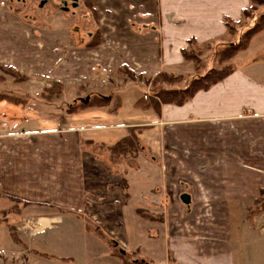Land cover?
Segmentation results:
<instances>
[{"label": "rangeland", "instance_id": "rangeland-1", "mask_svg": "<svg viewBox=\"0 0 264 264\" xmlns=\"http://www.w3.org/2000/svg\"><path fill=\"white\" fill-rule=\"evenodd\" d=\"M251 1L0 0V95L8 99L0 101V133L10 132L7 128L17 133L85 127L99 136L97 140H104L93 145L96 162L88 184L92 183L96 194L89 196L93 199L89 210L82 211L78 221L66 218L53 231L55 235L48 233L44 243L34 244L28 258L0 255V264H97L99 259L100 264H173L168 260L170 252H159L164 259L158 256L156 260L157 251L151 244V240L164 241L169 233L184 243L191 240L215 245L216 264H224L225 256L229 258L230 247L235 264H264L263 214L258 223L255 218L259 216L246 218L249 210L228 209L214 223L209 217L200 218L198 211L182 207L181 194L190 185L182 175L198 168V147L182 145V121L174 127L149 126L157 124L162 114L155 107L144 111L138 105L142 98L149 103V97L169 90L183 91L193 84L198 73L195 63L183 57V50L217 70L230 65L246 74L262 76L264 29L233 61L219 64L221 53L234 43L244 45L247 33L264 17V0L253 8ZM172 29L183 33L168 40ZM102 30L109 35L103 36ZM130 30L142 33L137 45H129L127 50H121V46L102 48L105 39ZM95 40L98 44L92 46ZM122 60L148 67L159 63V68L151 73L133 70L138 68L136 64L116 68ZM162 74L180 77L182 82H163L159 79ZM104 97L111 100V105L92 107ZM133 124L143 125L136 132L141 134L139 152L112 162L108 146L114 141L108 134L117 138V134H124L119 126ZM146 140L152 141L154 148L147 147ZM151 169L164 178L154 193L159 195L160 189L166 188L170 192L161 196L160 203L142 210L156 222L141 218L133 209L134 199L129 197L138 172ZM106 172L113 182L109 198L100 187L108 181ZM8 229L11 235L16 233L15 228ZM34 229L26 228L29 232ZM1 232L4 244H11L7 231ZM94 238L98 249H94ZM148 238L143 247L138 245L139 239ZM121 249L126 254H121Z\"/></svg>", "mask_w": 264, "mask_h": 264}, {"label": "crops", "instance_id": "crops-1", "mask_svg": "<svg viewBox=\"0 0 264 264\" xmlns=\"http://www.w3.org/2000/svg\"><path fill=\"white\" fill-rule=\"evenodd\" d=\"M146 31L148 30L143 32ZM181 33L183 32H179V29H172L168 40H174ZM138 34L131 30L123 34L118 32L105 39L102 48L111 50L121 46V50H127V47L140 42L142 33ZM102 35L108 36L109 31L102 30ZM109 40L112 43L110 41L106 47ZM156 45L158 50V41ZM96 63V66L99 65ZM134 64L138 68L133 70L143 69L142 73H151L159 68V63H154L151 67ZM134 64L122 60L116 68H132ZM255 71L257 74L258 69ZM262 73V76H254L236 69L209 90H199L192 100L182 106L162 105L161 118L157 124L149 125L174 127L182 121V145L198 147V168L182 175L190 185L182 182L189 190L181 194L180 202L182 207L198 211L200 218L209 217L217 223L228 209L235 212L241 209L250 211L264 190V72ZM140 126L143 125L119 126L124 129V134H117V138L108 134L109 140L114 141L109 144L113 145L127 138L129 128H143ZM139 129L137 132L141 131ZM7 130L10 132L0 133V230L7 231L12 243L4 244L1 235L4 233L1 232L0 255L12 254L11 258L17 256L22 259L30 256L29 250L34 248V244L44 243L45 235H55L53 231L66 218L78 221L82 211L86 212L89 205H93V199L89 196L96 194V190L92 183H89L91 187L88 184V180L93 177L91 172L94 171L93 165L96 162V147L93 145L97 146V143L104 140H97L99 136L90 134L92 129L85 127H57L49 131L22 130L17 133L9 128ZM138 135L140 137L141 134ZM146 145L154 148L152 141L146 140ZM155 172L154 169L144 173L141 170L135 176L134 188L131 185L133 190H130L129 195L134 199L132 203L135 212L160 203L164 193L170 194L168 188L160 189L159 195L154 193L164 179L163 176L159 177L158 171ZM105 176L108 181L104 180L100 187L109 198V187L113 182L110 174L106 172ZM159 178L161 182L158 181ZM183 196L190 198L189 204L183 202ZM262 217L264 219V214ZM259 218L261 216L256 217L255 222L263 220ZM8 227L15 228L18 242L14 241ZM29 227L36 231H27L26 228ZM166 237L164 241L162 238L158 241L151 240L152 247L157 251L156 260L158 256L164 259L159 252L166 255L170 252L171 258L168 260H172L173 264H216L215 245L191 240L184 243L180 237L174 238L170 233ZM149 239H139L138 245L143 247ZM92 240L95 244V238ZM226 240H230V231ZM107 258L110 259L109 256ZM227 258L225 256L224 264H235L231 247ZM97 261L100 264V259Z\"/></svg>", "mask_w": 264, "mask_h": 264}, {"label": "trees", "instance_id": "trees-1", "mask_svg": "<svg viewBox=\"0 0 264 264\" xmlns=\"http://www.w3.org/2000/svg\"><path fill=\"white\" fill-rule=\"evenodd\" d=\"M260 0H252V8L254 5L257 4V2ZM262 1V0H261ZM264 29V17L262 18L260 24L254 28L253 30L249 31L247 35L245 36V44L241 45L242 42H237L232 45H229L228 48H226L220 55V62L219 64L222 65L223 62L227 63L230 61H233L234 57L247 47H249L252 39L255 35H257L258 32L262 31ZM98 44V41H94V45ZM225 48V47H224ZM223 48V49H224ZM230 49V51H229ZM183 57L187 61H191L195 63V71L198 73L197 78H195L192 81V85L190 87H187L183 91H167L156 95L155 97H149L148 99L150 102H145V99L142 98L138 101V105L144 110L148 111L149 107H155L158 112L161 113V107L164 104H172L177 106H182L187 101H190L198 92L200 91H207L210 88H212L214 85L222 82L226 77L234 73L235 69L232 68L230 65L223 66L221 70H217L215 67H208L206 66L204 60L201 57L198 56H192L190 55L186 50L182 51ZM221 67V66H220ZM159 79L163 82H168L170 84H177L182 82L180 77H175L174 75L170 74H162V76L159 77ZM159 97V98H156ZM96 99H101L99 97H96ZM95 99V100H96ZM8 100L6 96L0 95V101ZM103 102L97 103L99 105H92V107H108L111 105V100L109 98H102ZM8 102V101H7ZM138 127H131L129 128V135L127 138L118 141L117 143L108 146V151L111 153V161L116 163L120 158H125L127 155H131L133 153L139 152L141 147V140L139 139V135L136 133ZM92 144V143H91ZM13 202H16V200L12 199ZM247 218L251 219L252 215H262L264 214V190L261 191L260 198L256 201L255 206L253 209L250 210ZM254 212V213H252ZM136 213L143 217L144 219L155 221L156 218L150 216L149 214H146L145 211L137 210ZM257 213V214H255ZM12 237L15 242H18V238L16 233L13 232ZM47 257V256H46Z\"/></svg>", "mask_w": 264, "mask_h": 264}, {"label": "water", "instance_id": "water-1", "mask_svg": "<svg viewBox=\"0 0 264 264\" xmlns=\"http://www.w3.org/2000/svg\"><path fill=\"white\" fill-rule=\"evenodd\" d=\"M21 1H22V0H21ZM182 200H183L184 203L189 204L190 198H189L188 196H183V197H182ZM114 246H115V247H118L119 244L115 242V243H114ZM119 252H121V254H123V255L126 254V252H124V250H122V249H121Z\"/></svg>", "mask_w": 264, "mask_h": 264}, {"label": "flooded vegetation", "instance_id": "flooded-vegetation-1", "mask_svg": "<svg viewBox=\"0 0 264 264\" xmlns=\"http://www.w3.org/2000/svg\"><path fill=\"white\" fill-rule=\"evenodd\" d=\"M72 5H73V6H76V3H73ZM65 9L68 10V8H65Z\"/></svg>", "mask_w": 264, "mask_h": 264}]
</instances>
